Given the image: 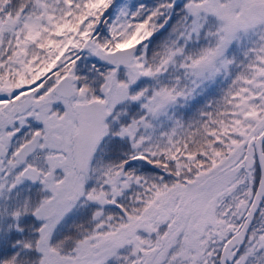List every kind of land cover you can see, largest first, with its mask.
<instances>
[{
	"label": "snow or ice",
	"instance_id": "snow-or-ice-1",
	"mask_svg": "<svg viewBox=\"0 0 264 264\" xmlns=\"http://www.w3.org/2000/svg\"><path fill=\"white\" fill-rule=\"evenodd\" d=\"M0 264H264V0H0Z\"/></svg>",
	"mask_w": 264,
	"mask_h": 264
}]
</instances>
